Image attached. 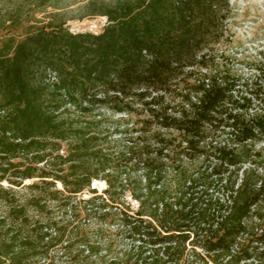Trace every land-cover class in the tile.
<instances>
[{"label":"trees","instance_id":"obj_1","mask_svg":"<svg viewBox=\"0 0 264 264\" xmlns=\"http://www.w3.org/2000/svg\"><path fill=\"white\" fill-rule=\"evenodd\" d=\"M220 3L88 0L96 33L0 7V264H264V71L196 55ZM97 211L125 244L93 263Z\"/></svg>","mask_w":264,"mask_h":264},{"label":"rangeland","instance_id":"obj_2","mask_svg":"<svg viewBox=\"0 0 264 264\" xmlns=\"http://www.w3.org/2000/svg\"><path fill=\"white\" fill-rule=\"evenodd\" d=\"M42 1H48L53 4L57 3L61 8V13H66L61 19L72 18L67 20L65 26L71 33L77 32H100L106 23L105 17H91L78 20L79 11L77 8L86 3L88 0H0L2 10L10 9L12 4L21 3V13L23 17L33 16L38 20L47 21L48 14L53 12V9L48 5L40 6ZM111 1V0H97ZM220 4L216 5L215 11L218 16V21L211 28V34L207 42H203L199 51L200 53L210 54L215 62H218L225 70H230L231 73L242 79H249L256 75L257 71H264V0H220ZM104 118V123L99 125L102 129L108 130V139L116 140L118 136L113 132L117 123L125 125L128 123V118L124 114H116L107 110L101 111ZM93 118L87 116L84 119L87 122H92ZM82 119V121H85ZM81 121V119H79ZM95 125V124H92ZM263 147L261 142L255 147ZM30 181H24L27 185ZM105 189V185L97 186V193L101 194ZM21 191V190H20ZM23 193V192H21ZM90 196L83 194L77 197L79 199H87ZM127 200L129 197L127 196ZM132 206H136L131 201ZM52 213L55 211L54 202L49 204ZM34 213L31 212V215ZM81 229L87 237L88 245L96 249V255L90 257L86 251L82 254L93 263H96L95 256L102 257L108 251L110 254L117 253L124 247L123 234L117 228L115 217L102 218V212L91 213L88 217L81 212ZM86 247V245L74 246V252ZM52 256L54 252H49ZM75 255V254H72Z\"/></svg>","mask_w":264,"mask_h":264},{"label":"bare ground","instance_id":"obj_3","mask_svg":"<svg viewBox=\"0 0 264 264\" xmlns=\"http://www.w3.org/2000/svg\"><path fill=\"white\" fill-rule=\"evenodd\" d=\"M3 184L5 185L6 183H3ZM98 185H104V183L102 181H94L93 182V187H97Z\"/></svg>","mask_w":264,"mask_h":264}]
</instances>
